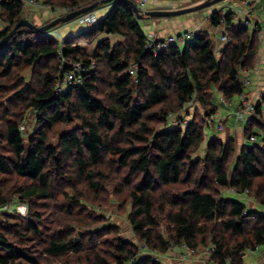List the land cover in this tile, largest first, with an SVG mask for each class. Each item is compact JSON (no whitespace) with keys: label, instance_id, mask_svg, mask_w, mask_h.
Masks as SVG:
<instances>
[{"label":"trees","instance_id":"trees-1","mask_svg":"<svg viewBox=\"0 0 264 264\" xmlns=\"http://www.w3.org/2000/svg\"><path fill=\"white\" fill-rule=\"evenodd\" d=\"M38 1L72 11L98 0ZM27 12L24 0H0V18L7 23L0 39L36 11ZM99 16L62 40L21 26L0 48V248L5 251L0 264H163L153 252L166 253L181 243L195 251L213 244L215 264H245L246 252L264 244V213L223 192L247 190L264 204V92L244 123L245 136H256L251 145L245 141L239 147L231 134L207 137L205 125L213 121L203 116L194 114L181 125L170 114H189L198 103L213 116L217 95L223 103L222 98L230 102L241 94L244 72L258 65L260 32L240 24L232 11L215 10L213 24L223 16L229 37L219 56L207 29L155 53L140 24L145 17L129 3L114 0ZM109 35L120 39L114 43ZM95 37L90 57L78 41ZM75 60L85 68L80 82L57 89ZM31 110L38 127L25 136ZM255 126L263 130L261 137ZM119 171L121 186L114 180ZM80 183L94 198L82 193ZM16 195L29 203L26 216L5 207ZM59 198L69 202L65 215L62 205L57 210ZM111 198L119 210L126 209L133 238L97 212ZM100 223L87 231L86 240L75 241L79 228Z\"/></svg>","mask_w":264,"mask_h":264},{"label":"rangeland","instance_id":"rangeland-1","mask_svg":"<svg viewBox=\"0 0 264 264\" xmlns=\"http://www.w3.org/2000/svg\"><path fill=\"white\" fill-rule=\"evenodd\" d=\"M188 1H190V0H155L154 1V5L153 6H148V7L151 8V9H153V8L166 9L167 7L172 6V7H174L173 9H177V6L178 5L185 4ZM229 2H231V1L230 0H223V1L217 2L215 4H212L210 6H207V7L203 8V9H200V10L191 11V12L184 13V14H179L177 16H172V18L173 19H176L178 17L180 18L182 15H184L183 17H187L188 19L193 18L194 15L200 17V19L204 20L205 25L207 26V28H205V29H207L208 31H210L212 33L213 39H214V41L216 43L217 36H219V33L217 32V30H216L217 28L213 24L212 20L210 18H208V15L212 11H214V10H218L221 14H225V13H228V12L232 11L231 8L229 7ZM198 3H201V2H197L196 4H198ZM196 4H192V5H196ZM192 5H188V6H192ZM188 6H186V7H188ZM52 8H50V6L43 5V7L41 8L42 9V12H38V13L35 12L34 18L31 19V20L34 23H36L37 25H44L43 24V21L44 20H46V19L53 20L55 17L60 16L62 14V13L56 14V16L54 17L55 11H53ZM55 8H62V7H55ZM28 9H29V7L26 5V12H27ZM99 9H100V7H97V8L94 9V11L98 15L100 14V10ZM29 12L30 11H28L27 13H29ZM44 18H46V19H44ZM153 18L156 19V21H159L160 18L169 19L170 17H159V18L158 17H153ZM69 22H72L71 25H73V27H72L73 28V31H71V32H74V33L75 32H79L80 30H83L85 28V27H83L82 24H80V23H78L76 21V18L73 19V20H71V21H69ZM69 22H66V23H69ZM145 23L146 22H143V20H140V24H141L142 28L144 29V31L148 35L149 34V31H148ZM147 23L150 24L151 22L149 21ZM61 25L62 24H59L57 27H54L53 29L58 28ZM5 26H7V23L4 22V21H2V19L0 18V30L3 29ZM195 27H199V29H201V28L204 29V26L201 27L200 25L199 26H195ZM188 28H189L188 26L183 27V31L186 30V29H188ZM65 31L66 30L62 29L61 34L58 36V39L62 40L65 36H67L69 33H71V32H69V33H66L65 34ZM152 32H156V31L151 30V33ZM105 36H107V35L98 36V37H105ZM98 37H95V38H92V39H82V40L78 41V44L82 47L83 51H85L86 53H88V55H90V57H93V49L95 48V46L97 44V38ZM109 37H110L111 41L114 42V43L120 39V37L117 36V35H109ZM219 54H220V52L216 49V55L219 56ZM93 62H95V61L93 60ZM25 75H26V77L29 75V70L26 71ZM57 85H58V83H57ZM248 87L249 86L246 85L245 90H247ZM257 90H259V93H257ZM263 92H264V83H262L261 88H258V87L255 88L254 95H252V93L250 92L249 93L250 97L249 96H247V97H248V99L250 101L251 100L255 101V104H256L257 101L260 99L261 94ZM238 98H239V95H236L231 100V103L229 105H224L220 101V96L217 95L216 104L218 105V108H219L218 110L222 113V115H227V114L230 115L229 116L230 119H228V118L226 119V124H225L224 121H220V123L224 127L223 129H221L220 124L218 123V120H217L218 118L216 116H214V114H213V116L206 115L205 112H204V110L201 108L200 104H198V103H195V106L198 107V108H195V109L194 108H191L189 114H187L186 111H183L181 113H178L177 115H178V117H180L184 121L185 120H188L189 121V119H192L194 114L195 115L197 114L199 116H203V117H205L206 120H209V121L212 120L213 122L210 125H208V124L205 125V132L208 135L207 137H209L211 135V133H213V132L216 133L217 135L221 136V137H225L227 134L230 133L231 135H234L235 136L239 147L245 141L248 142L247 144H250L251 145V144H253V141L250 140L249 138H247V136H245V134H244V127H245V124L244 123L245 122H239V121H237L235 115L232 112V110H234L235 108H237V106L239 105L238 104ZM77 124H78V122L70 123V124L64 126L62 129H60L59 130V133L65 131V130L72 129ZM37 127H38V123H37L35 111L34 110L28 111L26 113L25 123H24V128H23L24 129V133L26 134L25 136H27L29 133H32L33 130L35 128H37ZM229 129H231L232 131H229ZM236 130H238V131H236ZM254 131H256V132L259 131V134H260L259 136L260 137L263 135V130L259 126H255ZM55 138H56V135H55V137L53 139L55 140ZM257 142H260V141H257ZM199 153L200 154H203V150H200ZM107 158H109V157H107ZM104 167L106 169H108L110 167V165H108V163H107L106 165H104ZM114 175H116L114 177V180L116 182V185L117 184L119 186L123 185V175H122V172H120V171L119 172H114ZM66 181L68 182L69 180H66ZM72 181H73V179H71V182ZM110 183L111 182H108V184H110ZM82 184L83 183H80L79 184L80 187H82L84 189V191H82V193H84L85 195L86 194H89L91 198H94V196L91 193V191L89 189L87 190V187L85 188ZM183 187L184 186H182V188ZM108 189H109L108 191L111 192V193L114 192V190H115L110 185H108ZM92 191L95 192L94 190H92ZM80 193H81V191H80ZM223 195L224 196H233L235 194H234V192L231 189L230 190L228 189V190H225L223 192ZM103 196H105V195H103ZM246 197H248V199L249 198H253L249 194H247ZM112 198H114V197L112 196ZM61 199L62 198H59V205L57 207V210L59 208H61V205H62V209H63L62 215H65L66 214V205L69 202H67V201L64 202ZM98 201H103V199L95 200L96 203ZM13 202H15L14 204H17L18 205V210H16V211L20 212L23 216H26L28 214L30 207H29V203L27 201L22 200L18 195H16L15 196V199L12 200L11 203H13ZM118 203L119 202L117 200L112 199V201L109 203V205L107 207H105V208L96 207V210L100 214L102 213V214L107 215L109 217V220H113L114 223H118V225H120V228H121V234L124 237L133 238L132 228H131V225H130V222H129L128 216H127L128 213H127L126 209L119 210L118 209ZM9 205L10 204H7L8 208H9ZM35 206L36 207H40L41 206L40 202H36ZM128 206L129 207L127 208V210L129 211L130 210V204ZM77 215L79 217H84V215H82V214H77ZM85 222H87V223L89 222V217L88 216H86ZM103 225H104L103 223H100L99 225H97L95 227H90V228H88L86 230H84L82 228H79L77 234H75V236H74L75 237V241L76 242H79L82 239H85L86 240L87 237H88V232L87 231L92 230V229H96V228H100ZM80 231H82V232H80ZM85 231L87 232V234L84 233ZM76 238H77V240H76ZM198 251H200V252H197V253H202V252L207 251V250L205 249V247H203V248H200ZM4 252L5 251L0 248V253H4ZM194 252L193 251L192 252H188L187 255L188 254H194ZM250 253H251V251L249 250L247 256H249ZM181 255H182V258H184L183 257V253ZM262 259H264V257H262L260 260H262ZM257 263H258V261H257Z\"/></svg>","mask_w":264,"mask_h":264},{"label":"built area","instance_id":"built-area-1","mask_svg":"<svg viewBox=\"0 0 264 264\" xmlns=\"http://www.w3.org/2000/svg\"><path fill=\"white\" fill-rule=\"evenodd\" d=\"M133 1L136 2V4L138 5V7L141 11H145V10L150 9L148 7L149 6L148 0H133ZM230 1L231 2H229V7L231 8L232 12L234 13L235 19L240 24L248 26L251 29H258V31L260 32L261 48L263 49V53H264V27L263 26L260 27L261 22L259 20H257L256 18L252 19L250 17L251 9H253V7H255L257 4H259V5H261V14H262V18L264 20V1H262V0H230ZM24 2L29 7L28 11H30V12L35 11L36 7L42 8L44 5V4L40 3L38 0H24ZM113 3H114V0L111 3H109L108 5L111 6ZM50 8H52V7H50ZM173 8L174 7H172V6L167 7V9H173ZM177 8H181V7L178 5ZM52 10L55 11V14H54V17H55L56 14L62 13L61 15H63V13H67L69 8H52ZM214 12H215V10L212 11L208 15V18H210L211 20H212ZM98 18L99 17L97 15V13L94 10H91L89 12H86V13L79 15L76 18V21L82 25L90 26V25L94 24L95 22H97ZM217 21L218 22L215 24V27L217 28L216 30L219 33L218 37L225 45V43H227L229 40L227 29H226V20L223 16H221V18H218ZM198 29H199V27L188 28L184 31L182 29L181 31L172 32V33H169V34L164 35V36L160 35V33H158V32L149 33L147 35L148 36L147 37V47L152 52L156 53L158 51H161V50L168 48L172 44L183 45V44L187 43L188 41H190L194 37V35ZM262 60L264 61V56H263ZM71 64L73 66L71 68H69L68 70H66L64 80H58L57 89H61L64 84L70 85V84L80 82L81 73L85 69L83 66V63L80 60H75V61H72ZM256 69L257 68L255 67L252 71L244 72V75H245L244 82L246 85L251 84L252 74L255 73ZM137 70H138V63L137 62L132 63L130 65V72L135 74L137 72ZM257 93H259V90H257ZM239 98H240V103L237 106V108L232 110V112L235 115L237 121L246 122L248 117L255 110V101H253V100L250 101L248 99L245 90L241 94H239ZM222 101L224 104H228V101L223 99V98H222ZM170 118L175 124L180 123L181 125H185L188 122V120L184 121L183 119L178 117V115H176V114H170ZM220 121L221 120H218V123L220 124L221 129H223L224 127L222 126ZM255 139H256L255 135L250 136V140H255ZM233 192L236 195H238L241 199L245 198L248 194L247 190L243 193H240V194H238L235 191H233ZM9 204H10L9 208L7 205L5 206L7 209L11 210L14 208L15 210H18L17 204H14V203H9ZM245 213H247V210L245 211ZM142 247H143V249L146 250L145 245H143ZM174 247H181V248H185L187 250L185 253H183L184 258L187 256L188 252H192V251L194 252L195 251L193 248L187 246L185 243L175 245L171 248H174ZM205 249L207 250L206 252L210 253L212 250H214V245L211 244L210 246L205 247ZM153 254L156 256V258L161 260L160 254L155 253V252H153ZM124 264H127V263H124ZM255 264H264V259L258 261V263H255Z\"/></svg>","mask_w":264,"mask_h":264},{"label":"crops","instance_id":"crops-1","mask_svg":"<svg viewBox=\"0 0 264 264\" xmlns=\"http://www.w3.org/2000/svg\"><path fill=\"white\" fill-rule=\"evenodd\" d=\"M154 1L155 0H148L149 6H153ZM35 9H36L35 10L36 13L42 12V9L39 7H36ZM108 9H109L108 4L102 5L99 9L100 14L101 15L105 14L108 11ZM183 16L184 15L181 16L182 18L178 17L176 19H173L172 17H170L169 19L160 18L159 21H156V19L154 18H151V19L144 18L142 20L143 22H146L145 25L149 33H151V30H153V31L160 33V35L162 36L167 35L172 32L181 31L183 27H186V26H188L189 28H193L195 26L200 25L201 27L204 26V29L207 28L204 20L200 19V17L194 15L193 18L188 19L187 17H183ZM98 17L100 16L98 15ZM250 17L252 19L256 18L257 20H259L261 22V25L264 27V20L261 14V5L257 4L255 7H253V9H251ZM33 18L34 17H32V19ZM149 21L151 22L150 24L147 23ZM71 23L72 22L64 23L60 27L50 30V32L56 36H59L61 34L62 29H64L66 30L65 34L69 33L73 31V28H72L73 25H71ZM71 33H74V32H71ZM223 46H224V43L217 36L216 49L220 52ZM263 56H264V53H263V49L261 48L259 52L258 65L256 66L257 69L255 73L252 74V82L250 85H248L249 87L246 90V95L249 97H250L249 95L250 92L252 93V95H254L255 88L256 87L261 88L262 83H264V61L262 60ZM230 103L231 102H228V104H224V105H229ZM239 103H240V98H238V104ZM214 116L218 118V119L216 118L217 120L224 121L225 124H226V119L227 118L230 119L229 117L230 115L228 114L222 115V113L219 110L215 113ZM229 131H232V130L229 129ZM241 200L247 205V209H255V210H258L264 213V205L258 203L255 199L253 198L248 199V197H245V198H242ZM186 251L187 250L185 248H181V247L170 248L166 253L160 254V259L163 264H215L210 258V253L206 251L202 253H197V252H200L197 250L194 252V254H188L186 258H182L181 254L185 253ZM250 251L251 253L249 254V256H247L249 250L245 254V264H255L262 257H264V244Z\"/></svg>","mask_w":264,"mask_h":264},{"label":"water","instance_id":"water-1","mask_svg":"<svg viewBox=\"0 0 264 264\" xmlns=\"http://www.w3.org/2000/svg\"><path fill=\"white\" fill-rule=\"evenodd\" d=\"M113 0H98L92 4L89 5H85L82 6L81 8L69 11L68 13L64 14V15H60L55 17L53 20L49 21L48 23L44 24V25H37L36 23H34L29 17H24L21 18L16 25L13 27V29L7 34L5 35L3 38L0 39V48H2L3 46H5L7 44V42L11 39V37L17 32L18 28L21 26H28L31 27L35 30H38L40 32H47L52 30L54 27H56L57 25L61 24V23H66L69 22L75 18H77L79 15L89 12L91 10H94L95 8H97L99 6V4L102 3H111ZM125 2L129 3L132 8L135 10V12L137 13V16L139 18H148L151 19L153 17H172V16H177L179 14H184V13H188L191 11H196V10H200L203 9L207 6H210L212 4H215L217 2L223 1V0H204L201 3H198L196 5H192V6H188V7H181V8H177V9H159V8H153V9H148L145 11H141L138 7V5L136 4L135 1L133 0H124ZM82 232V231H80ZM77 240V238H76Z\"/></svg>","mask_w":264,"mask_h":264}]
</instances>
